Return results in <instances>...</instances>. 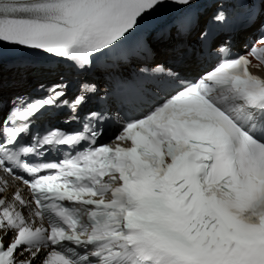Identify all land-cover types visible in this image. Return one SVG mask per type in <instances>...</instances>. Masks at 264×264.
<instances>
[{"label":"snow or ice","instance_id":"6c2138e0","mask_svg":"<svg viewBox=\"0 0 264 264\" xmlns=\"http://www.w3.org/2000/svg\"><path fill=\"white\" fill-rule=\"evenodd\" d=\"M0 264H264V0H0Z\"/></svg>","mask_w":264,"mask_h":264}]
</instances>
